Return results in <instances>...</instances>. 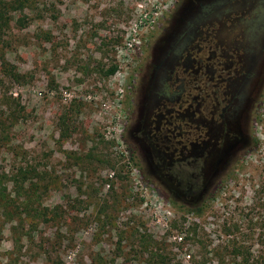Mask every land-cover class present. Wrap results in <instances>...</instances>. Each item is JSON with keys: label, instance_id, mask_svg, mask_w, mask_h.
<instances>
[{"label": "rangeland", "instance_id": "374dc122", "mask_svg": "<svg viewBox=\"0 0 264 264\" xmlns=\"http://www.w3.org/2000/svg\"><path fill=\"white\" fill-rule=\"evenodd\" d=\"M201 1L0 0V264H160L143 235L170 264H215L223 225L262 215L264 67L232 134L211 138L198 191L163 173L138 134L149 92L175 61L167 53ZM20 170L54 219L5 218V184L14 196ZM220 176L201 213L172 203L197 201ZM190 221L198 236L182 248L173 224Z\"/></svg>", "mask_w": 264, "mask_h": 264}, {"label": "flooded vegetation", "instance_id": "af4514ba", "mask_svg": "<svg viewBox=\"0 0 264 264\" xmlns=\"http://www.w3.org/2000/svg\"><path fill=\"white\" fill-rule=\"evenodd\" d=\"M202 1L167 53L175 61L149 92L138 129L157 167L186 192L202 187L211 138L232 134L264 67V0Z\"/></svg>", "mask_w": 264, "mask_h": 264}, {"label": "trees", "instance_id": "16d2710c", "mask_svg": "<svg viewBox=\"0 0 264 264\" xmlns=\"http://www.w3.org/2000/svg\"><path fill=\"white\" fill-rule=\"evenodd\" d=\"M116 65V63L108 65L105 70L106 74L114 73ZM8 73L16 80H20L23 77L22 74L11 65H9ZM61 124L65 127L62 136H67L69 133L67 120L63 118ZM19 173L21 178H11L12 181H15L14 187H16V185L19 186L13 190V192H16L14 196H12L11 192L7 193V185L5 184V218L20 222L22 220L21 216H23L24 213V218H27L29 215L33 219L35 218L42 221L54 219V216H49L50 211L46 210L45 207H40L41 203L38 204L40 206H35L34 191H32L29 186L25 187L27 180L26 174L28 171L20 170ZM221 178L222 176L219 178L214 177L211 185L195 202H184L170 196L171 201L174 205H183L185 211H192L195 214L201 213L205 207V203L214 196V190L216 189L215 184L217 185ZM199 182L200 186L204 185L201 176L199 177ZM185 187L186 185L184 188ZM256 192L257 195L255 196V201L258 204V207L262 208V215L256 217L253 215L248 216V221L233 222L227 227L223 225L222 228L226 236V242H223L224 240H222V242H219L210 250L216 260L215 264H264V179ZM16 215L20 216V218H17ZM253 218H256L257 221H253ZM183 223L184 222H176V224H173L174 228H178L181 232H184V236H180V240L183 242L182 248L185 247L188 240H193L198 236L197 222L190 221L187 225ZM139 241L140 244H143L144 249H147L148 251L150 250V261L153 260V263L158 260H160V264H170V262H172V259L167 260L166 262L164 255H161V253L156 251L157 240L153 239L152 236L143 235L139 238ZM91 264L101 263L93 261ZM190 264L199 263L198 261L193 260Z\"/></svg>", "mask_w": 264, "mask_h": 264}]
</instances>
